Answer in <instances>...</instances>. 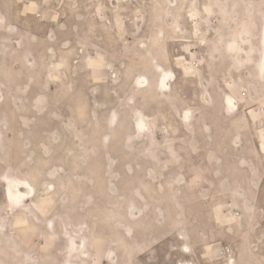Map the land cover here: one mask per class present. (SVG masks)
Returning <instances> with one entry per match:
<instances>
[{
  "label": "rangeland",
  "instance_id": "obj_1",
  "mask_svg": "<svg viewBox=\"0 0 264 264\" xmlns=\"http://www.w3.org/2000/svg\"><path fill=\"white\" fill-rule=\"evenodd\" d=\"M263 50L264 0H0V264H264Z\"/></svg>",
  "mask_w": 264,
  "mask_h": 264
},
{
  "label": "bare ground",
  "instance_id": "obj_2",
  "mask_svg": "<svg viewBox=\"0 0 264 264\" xmlns=\"http://www.w3.org/2000/svg\"><path fill=\"white\" fill-rule=\"evenodd\" d=\"M52 38V37H51ZM262 71H264V65L262 66ZM173 77V76H172ZM146 78V77H145ZM167 79L164 78V80ZM171 79V78H170ZM142 80V81H141ZM169 80V79H167ZM141 84V86H146L147 83H146V80L142 77L140 79V81H138ZM168 83V82H167ZM166 83V84H167ZM170 85V84H169ZM163 86L165 88H168V84L165 85V82L163 83ZM140 88V87H139ZM0 99L1 98V95H0ZM190 115V114H189ZM112 117V116H111ZM7 192H8V195L10 196L12 202L16 203V204H22L24 203L25 201L29 200L35 193V190L34 188L27 182L25 181H20V180H17V179H14L13 180V183H12V186L8 187L7 189ZM10 206V204H9ZM136 213V212H135ZM8 237V236H7ZM4 238V237H3ZM10 238V237H9ZM3 246V245H2ZM77 246V245H76ZM83 246V245H81ZM80 247V246H79ZM78 247V248H79ZM84 247V246H83ZM2 248V247H1ZM9 249V248H8ZM5 250V249H4ZM10 250V249H9ZM6 251V250H5ZM13 252V251H12ZM10 252V253H12ZM9 253V252H8ZM234 261V260H233ZM232 262V261H231Z\"/></svg>",
  "mask_w": 264,
  "mask_h": 264
},
{
  "label": "flooded vegetation",
  "instance_id": "obj_3",
  "mask_svg": "<svg viewBox=\"0 0 264 264\" xmlns=\"http://www.w3.org/2000/svg\"><path fill=\"white\" fill-rule=\"evenodd\" d=\"M262 59H263V61H264V50H263V54H262V56H261V60H260V64L262 63L261 61H262ZM259 72H260V74L261 73H263L264 71H261V69L259 68ZM173 76V77H172ZM171 78V79H170ZM168 79L170 80H168L169 81V83H167L168 84V87L170 88V83L172 82V80L174 79V73H172L171 75H170V77H168ZM166 84V85H167ZM170 84V85H169ZM232 101V100H231ZM232 104H233V107H235V104H234V101H232ZM186 120H189L190 118H189V116H186V117H184ZM79 245V244H78Z\"/></svg>",
  "mask_w": 264,
  "mask_h": 264
}]
</instances>
